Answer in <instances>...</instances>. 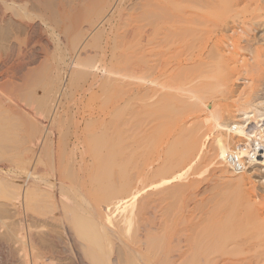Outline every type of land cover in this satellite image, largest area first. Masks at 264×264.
<instances>
[{
	"label": "bare ground",
	"instance_id": "obj_1",
	"mask_svg": "<svg viewBox=\"0 0 264 264\" xmlns=\"http://www.w3.org/2000/svg\"><path fill=\"white\" fill-rule=\"evenodd\" d=\"M239 14L243 15L242 22L238 21L240 27L243 25L242 29L240 28L243 33L245 29L247 30V26L253 25V22L258 20H262L260 22H263L264 0H0L1 20L3 21L6 20L5 18H8L10 22L16 23L15 25L18 24L19 30L24 31L22 33L25 34L26 38L23 43H18L14 41L13 36V40L9 41L8 39L9 42H6L8 44L0 50V179L2 176L3 178L7 176L11 180L15 179L13 178L14 176L12 177L13 179L10 177L11 173L8 176L7 173L9 172H5L15 167V169L17 168L21 172L20 174L18 173L19 175L26 174L30 178L38 176L37 181H34L39 182L43 179L39 177L41 174L38 175L41 173L42 161H45L43 159L46 156L45 153L51 149H49L50 146H47L51 145L52 151L50 152L51 155L53 153L52 160L54 162L52 161V163H54V167L56 168V178L53 175L51 177L55 179L50 180L51 182L46 179H43V181H49L48 183L45 182V187H50V190L48 187V191L50 192V204L52 203V207H55L57 212H60L61 217L66 216L64 222H71L76 234L94 247L90 249L89 246L75 235L73 236L78 248L76 255L82 264H88L85 260L86 255L93 262H96V264H123L125 262L128 264H152L149 259L142 256L140 253L142 250L136 252V250H133L134 248L128 249L130 253L126 254V256L124 254L123 256L119 250H111L112 239L114 240L115 238L114 236V238L111 237V235L115 232L113 230L116 227L114 228L110 225L107 217L113 211L109 212L110 214L107 213L106 207L103 212L108 215H98L102 214V208H93L94 206L92 203L90 205L89 198L87 197L88 192L86 194L85 191H82V188L84 186L85 189L88 185H86V182L84 183L87 177L91 182L98 177L107 176L108 168L106 167L107 164L108 167L110 165V162H107L109 161L107 157L119 147L122 150L121 146L124 145V141L121 142L124 132L122 102L126 100L123 99V95L127 93V96L133 93L132 91L135 89L132 87L133 89L130 88L131 92L129 89L127 90L130 92L129 94L127 91L123 93L124 87L126 88V83L122 78L125 72L124 69L126 70V67L127 69L130 68L128 65L131 66L130 60L125 63L127 60L124 59H127V57L129 59L132 55L133 58L130 59L134 61L136 53L134 52L135 59L134 53L130 57L125 56L123 58L124 54L127 53H122L123 49H125L123 47L129 46L131 42H134L137 46H134V43H131L129 46L132 51L140 43H143V45L140 44L142 47L145 44L149 45L151 42L148 43V40H153V43L157 45L160 41L157 42L155 40L158 39H166L168 42L173 39L176 40H173V43H171L172 48L171 46L168 48L166 44L168 48L167 52L159 51L164 46L165 40L162 44L160 43V46H163L158 48L159 50H156L160 54L163 52L167 54L170 48L172 50L176 49L173 52L170 49L169 55L171 52L173 53L170 55H173L171 60H177L178 63L175 62L177 63L175 66H178L177 69H180V71L176 69L179 73L175 70L176 76H170L174 75L173 73L175 72L171 71V73L173 72L172 74L167 73L169 70L167 71L164 67L169 68L170 65L174 64H168V67L165 64L167 61V58L164 59L165 53L163 55L159 54L163 56V58L159 59L164 62L165 66H163V63H156L161 70H159L158 76L162 73L163 69H166L167 72H165L169 76L163 73L164 81L161 79L162 82H160V77L156 76V81H154L159 88L156 87L154 89L155 92L149 97L150 103L149 101L147 102L149 107H151H148L149 111L150 109L155 110V116L157 115L152 129L155 136L152 139L155 138L154 142L159 145L158 135L161 134L160 137L162 139L166 136L168 137L165 138L166 140L163 139L167 143V147H165L167 150V154L165 153L166 157L161 156L165 150H162L163 153H160L161 155L159 153L156 155L155 153L157 160H161L158 170L160 172L156 174L155 178V174L148 175L152 176L155 180L158 175L163 179H161L163 185L165 183L171 185L165 190L161 185L162 183L156 182L159 186L155 183L154 185L152 184V187L156 188L158 186V189L162 187L161 190H165L167 196H162L165 197L162 200L167 199L168 205H170L168 214L170 217L169 222L165 224L166 226L160 227L158 225L159 220L157 221L158 224L155 223L158 216L150 208H156L154 204L160 202L161 199L144 200L140 201L142 211L140 209H136L138 212L135 211L137 213L135 216H138L136 218L134 216L136 233L130 227V224H133L130 220H127L125 224L126 228L130 227L128 228L130 232L132 229V237L146 249L147 253L143 251V255L148 254V250L152 252H156L157 250V252L161 251V253L162 251L163 253L169 251V254H164V258L169 256V260H167L169 261L168 264H264V88L259 87L260 84L256 86L255 84L257 83L255 81H249L252 85L255 82L254 86H247L249 89L246 88V90L240 93L235 91L229 83L227 84L233 78L232 76H223L222 74L220 77L223 76V80L221 78L220 82L218 81L219 79L216 80L222 67L225 68L223 72L225 70L227 72L230 68L227 69L226 67L232 66L238 72L242 71V75L243 71L247 72L248 77L249 74L258 73L260 69L254 73L247 71L253 69L252 64H246L249 63L247 58L245 64L242 63L239 55L242 52L243 45L241 46L240 42L239 44L235 42L237 39L234 40L235 44L231 42V36H227L230 39L227 43H233L234 49L230 50L234 51L228 50V56L225 53L227 51H225L226 48L224 49V47L226 46L227 49L230 47L227 43L224 44L228 39L224 40L225 34L222 35L224 32H227V29L224 28L225 30L221 34L219 33L223 29L222 21L224 23V20L228 18H240ZM133 19L136 20V23L137 21L139 22V25L137 24L139 28L136 27L137 29L135 30L129 29L133 33L136 31L137 34L135 35H131L132 32H129L127 29L128 21L134 22ZM233 19H231L232 22L228 19L230 21L228 25V20H226V24H224L227 27H223L230 28V24L234 21ZM216 22H219V25L222 24L220 26L222 29L218 27ZM258 22H256V25L260 26ZM125 26V30H128V32L124 30ZM232 27L230 28L231 31L233 30ZM251 28L253 26H250V30H252ZM56 29L59 32V37H56L58 40L50 38V33L52 35L53 30L55 32ZM215 30L219 31L218 33L222 36L221 38L215 35L217 34L214 32ZM253 31L255 30L253 29ZM211 33L217 37V41H213V49L210 47L209 55L207 54L206 56V53H208L206 50L209 49H207L209 44L207 39L211 40ZM242 35L244 36V34ZM132 36L134 39L136 37L140 38L142 42L139 40V43H137L138 38L134 40ZM242 37L239 36V38ZM260 37L262 36L260 35ZM131 38L132 41L130 40ZM179 38H189L190 40L192 39V42L182 39L184 45ZM255 39H250L249 41L252 42ZM127 41L131 42L127 43ZM174 41L176 42V48H174ZM186 41L191 44L187 46ZM255 42L257 43V41ZM61 43H64V48L68 44L71 46L68 48L69 51L66 48L68 52L64 53L63 51L64 54L62 55V49H59ZM181 44L184 46L181 47ZM245 44L249 43L245 42ZM210 45L212 46V44ZM157 46L154 47L157 48ZM140 47H138V50ZM143 48L145 49V46ZM143 48L140 49V54L144 52V50L142 51ZM148 48L150 46L145 49V52L148 51ZM246 48H243V50L251 51V54L253 53L256 57H260L264 52V45L253 48V51L252 48L251 50ZM57 50L61 52L59 51L58 58H54L56 57L55 51ZM163 50L166 49L163 47ZM131 51L130 53H132ZM152 51L154 52V48ZM246 51H243V53ZM130 53L128 51V54ZM138 53L137 55H139ZM151 53L149 52V54ZM158 53L157 56L153 55L158 57ZM52 55L54 56L52 59L57 60L51 59L52 62L49 61ZM169 55L167 54V56ZM185 55L187 57L186 60L194 62V65L192 67L189 66L188 69V64L187 67H185L186 64L184 65V62H188L182 59ZM238 56L241 62L237 63L243 64L241 68L240 65L236 67L238 64L234 63V59L235 62L238 60L235 57ZM255 56L253 57L256 62L258 59ZM261 57L264 58V56ZM263 58H261L262 61H264ZM138 59L136 60L138 61ZM168 59L170 60V58ZM207 59L209 60L207 61ZM171 60L170 62H172ZM261 60L260 62H262ZM146 62L149 63L151 61L148 60ZM256 63L253 64L254 69L255 67H259V64L257 65ZM173 67H170V70H174ZM152 70L155 71V68H152ZM237 71L236 74H239ZM229 72H232V68ZM233 72L231 73L232 75L234 74ZM260 72L263 71H259L258 77L264 76V73L261 74ZM154 73L156 75L157 71ZM150 75H153V73ZM150 75L149 77H151ZM229 76L230 79L227 78ZM248 77L246 76V79ZM255 77L257 76L255 75ZM212 78L215 79L213 80ZM234 78L233 80L236 81V78ZM214 81H218L219 83L214 84ZM234 81L232 82L234 83ZM78 90H80L79 94L82 91L83 94L90 97H87L88 99L85 98V100H90L91 103L95 101L96 108L93 107V109L91 105H88L90 101H86L83 104V101H80L81 98L76 96L80 99L78 100L82 102L83 106L87 104L88 111L84 112V114L82 113L84 116L78 115L80 111H83L78 110L77 105V115L81 117L82 121L75 122V127L72 125L74 121L72 122L67 118L70 116H67L66 112H68V105H71V107L73 105L69 104V96ZM74 95L72 94V97ZM143 98L145 99V97ZM73 100L76 101L72 98L71 102ZM81 108L83 107L81 106ZM70 109L75 110L74 108ZM145 110H147L146 107ZM69 112L71 113V110ZM73 114L70 115L73 116ZM144 114L140 117L145 116ZM35 118L38 121L36 123L33 120ZM64 120L76 128L71 136L67 132L69 125ZM77 120L75 118V121ZM66 125L68 126L65 127ZM21 126L24 127L23 130ZM21 133H25L27 137L22 140L19 139L18 136ZM162 133L166 136H163ZM151 142L149 143L151 144ZM161 142L163 141L160 140L159 146L162 147L163 143ZM166 143H164L165 146ZM153 144L155 145V149L161 148H158L159 146H156L155 143ZM47 148L49 151H47ZM77 152H80L79 159H76L77 156L74 157ZM70 154H72L73 158L69 161L68 157H70ZM86 154H89L88 157L90 159H86ZM92 166L97 168V172L98 170L100 171L93 173L96 174L94 177L91 173L87 176V170ZM122 166L124 165L122 164ZM18 174L16 175L17 177H19ZM108 176L110 177V175ZM7 177L5 179L8 181ZM17 177L16 179H18ZM33 178L29 182L26 178L27 180L25 181H27L26 184L28 185L25 187H23L24 184H22L23 186L21 185L24 179L19 178V180H14L21 181L20 186H18V182L16 185L15 182L10 181L16 185V188L11 183L14 186L12 189H14L12 190L13 192L10 191L9 193L17 200L16 206L19 207L20 211L24 204L26 206L24 208H27V205L29 206L28 203L31 200L30 193L39 185L32 182V186L36 187L30 185V181H33ZM141 179L143 181V177ZM161 180L159 179V181ZM260 181L262 182L260 183ZM7 185H5L6 191H8L9 187V184ZM141 187L142 190L140 189L136 194H133L134 192L132 194L136 196L140 194L141 196V194L145 193L147 187ZM9 188L11 190V185ZM148 188L151 189V185ZM157 188L154 192L157 191ZM38 190L36 191L37 193ZM40 190L42 191L41 188ZM43 190L47 191L46 189ZM154 192L152 190L151 193H147L154 195ZM160 193L161 195L164 194L162 191ZM132 194L130 195L131 198L122 199L120 203L117 200L120 212L123 206L127 210V207L131 206V203L133 204L132 201L137 200L138 197H132ZM41 196H44V194ZM44 197L47 198V196ZM145 199H148V195ZM46 202H48L47 199ZM140 202L137 201V204ZM163 203L165 204V201L162 202V205H164ZM130 206L129 210L131 211ZM115 207L116 205H114ZM28 208H31V206ZM93 212L101 219L100 221L98 220L99 222L95 220L99 219L95 217V214V219L92 218ZM120 212L119 214H121ZM155 212L157 213V211ZM130 215L128 214V216ZM110 216L109 218L113 217ZM61 217L60 219H62ZM124 217L123 220H125ZM118 218L116 219L117 221ZM128 222H130L129 226H127ZM61 224L63 223L61 222ZM116 225L117 222L114 226ZM70 227L66 228L70 229ZM24 228L25 225L22 224L19 230L21 235H24ZM121 229L120 227L119 230ZM128 229H126L127 235H129ZM116 232L118 233V230ZM134 233L136 236L133 235ZM118 234L120 235V233ZM121 236L119 238L116 237L119 240H115V243L116 241H121ZM127 239H130V237ZM127 239H125L126 242L128 241ZM125 240H122L121 243ZM129 241L128 243L131 242ZM34 246L36 247V243ZM34 246L31 248L32 252L35 251ZM126 248H128V245ZM138 248L140 249V246ZM166 249L168 250L165 251ZM87 250L89 251L88 254L86 253ZM110 252H117V256L121 254L119 258L122 259V256L123 262L118 258L115 259L117 256L113 257V259L110 258ZM159 252L157 255L161 254ZM148 257L150 258V255ZM156 259L152 260V262L156 263L159 258L157 261ZM160 260L162 261L161 258ZM167 261L165 262L166 264ZM163 262L161 264H165Z\"/></svg>",
	"mask_w": 264,
	"mask_h": 264
},
{
	"label": "rangeland",
	"instance_id": "obj_2",
	"mask_svg": "<svg viewBox=\"0 0 264 264\" xmlns=\"http://www.w3.org/2000/svg\"><path fill=\"white\" fill-rule=\"evenodd\" d=\"M240 15V18L238 19L237 17H234V19L233 18H228L231 22H232V20L231 19H233L234 21H233V23L235 22V24L233 25V23H231L230 24V28L232 27V29L234 30V28H235V30L233 31H231L230 30V28H226L227 26L225 25L226 24V20H228V19H226V20H224V23H223V21H222V24H223V26H226V27H223L222 26V28L220 27L221 25H219V22L217 23L218 24V27L220 28V29H222V30H220L221 32H219L218 30H219V28H218V30H215L214 32L215 33H217V34H215L214 32H212V33H214L215 35H217V36H220V38L222 37L220 34L222 33V31H224L225 29H227L226 31L228 32V34H227V32H224L222 35H224V37L226 38H224V40H227L229 37H227V36H231L230 37V39H232L231 40V42H234V40L235 39H237V41H235V42H237L238 44H239V42L241 43L240 45L242 46L243 45V48H246L247 46H249V47H247L246 49H250L251 50V48H252V51H253V48H255V47H257V46H259V45H264L263 43V41H264V39H263V37H264V19H263V22H260V21H262V20H258V21H255V22H253V25H250V26H253V28H251L252 30H250V26H247V32L244 30V32L242 33L241 31L242 30H240V28L242 29V27H243V25H241V27L239 26V22L241 21V19H243V15H241V14H239ZM238 15V16H239ZM6 20H3L4 21V23H3V21L1 20V15H0V50H2V47H4V46H6V44H8V43H6V42H9V41H11V40H13V38L15 39L14 41H16V42H20V43H23L24 41H25V34H23L24 33V31L23 30H19V26H18V24L17 25H15L16 23H14V22H10V20H8V18H5ZM199 19H201V18H199ZM134 20V22H132V21H128L129 23H127V29L129 30V29H131V30H135V29H137V28H139V26L137 27V24L139 23L138 21H137V23H136V20L135 19H133ZM228 20V22H227V25L230 23V21ZM216 21H218L217 19H216ZM239 21V22H238ZM8 22V23H7ZM236 22H237V24H236ZM242 22V21H241ZM240 22V23H241ZM256 22H258V24H260V26H258V25H256ZM3 23V24H2ZM7 23V24H6ZM12 23H14V24H12ZM215 23V24H216ZM130 24V25H129ZM14 25V26H13ZM139 25V24H138ZM232 25V26H231ZM236 25V26H235ZM16 26H17V28H16ZM256 26V27H255ZM263 26V27H262ZM15 27V28H14ZM137 27V28H136ZM249 27V28H248ZM225 28V29H224ZM17 29V30H16ZM126 29V26L124 27V30ZM229 29V30H228ZM236 29H237V31H236ZM239 29V30H238ZM248 29H249V31H250V33H248L249 31H248ZM253 29L255 30V31H253ZM128 30H125L126 32H128ZM131 30H129V32H132L131 33V35H135V34H137V32L135 31V33H133V31H131ZM17 31V32H16ZM58 30L56 29L55 30V32H54V30H53V32H52V35H51V33H50V38H54L55 40H58V39H56V37H59V32H57ZM138 31V30H137ZM23 32V33H22ZM123 33H124V31H122ZM125 32V33H126ZM220 34H219V33ZM240 32V34H238ZM17 33V34H16ZM53 33H56V34H53ZM210 34V38H211V40H209V38L207 39L209 42V44H208V47H207V49L208 50H206V52H208V53H206V56H207V54L209 55V51L211 50L210 49V47L212 48L214 45V43H213V41L214 40H216L217 41V37L214 35V34ZM237 33V34H236ZM248 33V34H247ZM233 35V38H232V35ZM242 34H244V36L242 35ZM246 34V35H245ZM18 35V36H17ZM53 35H56V36H53ZM214 35V36H213ZM249 35V36H248ZM260 35L262 36V37H260ZM14 36V37H13ZM20 36V37H19ZM52 36V37H51ZM239 36H243L242 38H239ZM254 36V37H253ZM13 37V38H12ZM16 37V38H15ZM214 37V38H213ZM216 37V38H215ZM238 37V38H237ZM244 37H245V39H244ZM18 38H20V39H18ZM23 38V39H22ZM132 38H133V36H132ZM132 38L130 39L131 41H132ZM136 38H138V37H136ZM135 38V39H136ZM219 38V37H218ZM255 38H257V39H255ZM259 38V39H258ZM263 40H262V39ZM8 39H9V41H8ZM17 39V40H16ZM134 39V38H133ZM134 39V40H135ZM180 39V38H179ZM182 39H184V38H181L180 40L182 41ZM187 39V41H189L190 39L189 38H186ZM186 39H184V40H186ZM230 39H228L224 44H226L228 41H230ZM250 39H255V40H252V42H250L249 40ZM137 40V39H136ZM139 40H140V38H138V40H137V43H139ZM162 40V41H161ZM158 39V40H155V41H160V42H158L159 44H157V45H155V43H153V40H148L149 42L148 43H150L149 45H146L145 43V49L148 47V46H150V48H148V51L147 52H145V49L142 47V45H143V43H140V44H142V45H140V44H138V47H140V49L141 48H143L142 49V51L144 50V52L143 53H141L140 54V49L138 50V47H134V46H137V44L136 43H134V42H131L132 44L134 43V48H136L138 51H139V53H138V51L136 50V49H133L132 51H131V47H129L130 45H131V43L130 42H128L127 41V43H130V45L128 46H124L123 48H125V49H123V52L122 53H124V52H127V53H125L124 54V57L123 58H125V56H129L130 57V55L131 54H133L134 52L136 53V59H138L139 57V59H138V61L135 59V53L133 54V56H134V61L132 60V59H130V58H133L132 57V55H131V57L128 59V57H127V59H124V60H127L125 63H127L128 62V60H130V64H131V66H129L128 65V67H130V68H128L127 69V67H126V70L124 69V73H123V76H122V78H123V80H124V82L126 83V88L124 87V91H123V93L125 92V91H127L128 89L130 90V88H132V87H134L135 89L132 91V90H130V92L132 91L133 93H130L129 91H127L128 92V94L129 95H127L126 96V94H124L123 95V99L125 100H123L124 102H122V108H123V110H122V113H124L123 115H124V123H122V124H124V132H123V137H122V139L123 140H121V142H123V144H121V145H123V146H121V148H122V150H120V147L117 149V150H115V152H113L110 156H108L107 157V159L109 160V161H107V162H110V165H109V167H108V164H107V167L106 168H108V174H107V176L106 177H98L96 180H92L91 182L88 180V177H87V179L84 181V183L86 182V190L84 189V186H83V188H82V191H85L86 192V194H87V192H88V195H87V197L89 198V201H90V205H91V203H92V205L94 206H92L93 208H99V209H101L102 208V214H98V215H102V216H105V215H108V214H104V212L103 211H105L106 210V212L107 213H111L112 211V213L110 214L111 216H113V217H111L110 215H108V219H109V221H110V225L111 226H113L114 228L116 227V229H114L113 227V234L111 235V237H117V238H119V236H121L122 237V239H121V237H120V242L119 241H116V243H115V240H119V239H115L114 237V240L112 239V248H111V250L112 251H118L119 250V252L121 251V254L123 255H125L126 256V254H129L130 252H129V250L130 249H133V250H136V252H140L141 250H142V252L144 251V253H147V251H145L146 249H144L139 243H138V241L136 240V239H134V237H132V229H133V232L135 231V233H136V230H135V220H134V216L137 214V213H135V211L136 212H138L137 210H139L140 209V211H142V208H141V202L140 201H152V199H161V201L162 202H164L165 201V204L164 205H162V202L160 201V202H158L157 204L155 203L154 205H155V207L157 208H154V209H152V208H150L158 217L156 218V220H155V223H157V221L159 220V224L158 225H160V227L162 226H166L165 224L166 223H168L169 222V209H170V205H168V202H167V199L166 200H162V198L164 199L167 195L165 194L166 192H165V190H167L168 189V186L170 187L171 185L170 184H167V183H165L164 185H163V179L160 177V176H158L157 175V178H156V180L154 179L155 178V176H156V174L157 173H159L160 171H158L159 170V164H161V160H157V157H156V155H157V153H163L162 152V150L164 151L165 150V152H164V154L163 155H161L162 157H164L165 156V153L167 154V150H166V148L165 147H167V143H166V139L165 138H168L166 135H163V133H162V135L163 136H166V137H164L163 139H165V140H163L161 137H160V135H158L159 137L157 138V139H159V145H160V140L161 141H163V142H161V143H163L162 144V147L161 146H159L156 142H154L155 140V138L154 139H152L155 135H153L154 134V131L152 130L153 129V127H154V122H155V117H157V115L155 116V110L153 111V110H151L150 109V111H149V108H151V107H149V104L147 103L148 101H149V103H150V99H149V97H151V95H152V93L153 92H155V88L157 87V85H156V76L157 77H160V82H162V81H164V79H163V77H164V75H163V73H166L168 70V72L167 73H170V74H172L173 72H175V73H173L174 75H170V76H176V71L179 69H177V67L178 66H175V65H177V63H178V61L176 60V61H174V60H171V57L173 56H170L171 54H173L172 52L174 51V50H176V49H171L172 48V46H171V43H173V40H175V39H173V40H169L170 42H168V40H166V39ZM164 40L166 41L165 43H163V47H164V49H166V50H163V47L162 46H160L161 44H162V42H164ZM219 40V39H218ZM239 40V41H238ZM141 41V40H140ZM176 41V40H175ZM174 41V45H175V47L174 48H176V42ZM180 41V42H181ZM186 41V42H187ZM191 42H192V39L190 40ZM255 41H257V43L255 42ZM124 42H126V41H124ZM136 42V41H135ZM142 42V41H141ZM144 42H146V41H144ZM178 42V41H177ZM185 42V43H186ZM212 42V43H211ZM231 42H229V43H227V45L230 47H228L229 49H227V47L225 46H223L224 47V49H225V51H227V52H225L226 53V55L228 56L229 54H228V52L229 51H234V50H230V49H234V47H233V43H231ZM235 42H234V44H235ZM245 42L246 43H249V44H245ZM259 42V43H258ZM64 43H66V42H64ZM64 43L62 44L61 43V45H60V47H59V49L62 51H60V50H57V51H55V55H56V57H54L53 55H52V57H50V60L49 61H51V59L54 57V58H58L57 56H58V53L60 54V52H61V55L62 54H64V53H67L68 51H69V49L68 48H70L71 46H70V44H66L67 45V47H63L64 46ZM68 43V42H67ZM126 43V44H127ZM147 43V42H146ZM147 43V44H148ZM161 43V44H160ZM182 43H183V41H182ZM236 43V44H237ZM250 43H254V44H250ZM3 44V45H2ZM125 44V45H126ZM168 45V48L171 46V54L169 55V52H170V49L168 50L169 52L167 53L169 56H167V54L165 53V52H163V53H158L157 51L159 50L158 48H160V47H162V49H160L159 51L160 52H162V51H166L167 52V45ZM178 44H180V43H178ZM184 44V43H183ZM188 44H191L190 42H187V46H189ZM210 44H212V46L210 45ZM232 44V45H231ZM140 45V46H139ZM165 45H166V48H165ZM173 45V46H174ZM185 45V44H184ZM184 45H182L181 44V47L182 46H184ZM246 45V47H244ZM69 46V47H68ZM154 46H157V48L156 47H154ZM253 46V47H252ZM63 47V48H62ZM128 47H129V50H128ZM132 47V48H133ZM232 47V48H231ZM5 48V47H4ZM3 48V49H4ZM68 49V51H67V49ZM154 48V52L152 51V49ZM178 48H180V47H178ZM177 48V49H178ZM242 48V47H241ZM243 48L241 49L242 50V52H240V60L242 61V63H244L245 64V60H246V58H247V61H249V63H246V64H249V65H251L252 67H253V69H254V66H253V64H255L257 61H259L260 62V60H261V58H263V57H261V56H264L263 54H264V52L262 53V55H260V57L259 56H255V55H253V53L251 54V51H246V50H243ZM65 49V50H64ZM156 49H158V50H156ZM213 49V48H212ZM125 50V51H124ZM127 50V51H126ZM136 50V51H135ZM151 50V51H150ZM155 50H156V52H155ZM162 50V51H161ZM179 50V49H178ZM177 50V51H178ZM229 50V51H228ZM60 51V52H59ZM63 51H64V53H63ZM128 51H129V53H130V51L132 52V53H130V54H128ZM141 51V52H142ZM239 51H240V49H239ZM243 51H246V52H244L243 53ZM264 51V50H263ZM149 52L151 53V54H149ZM137 53L140 55H137ZM157 53H158V55L160 54V55H163L164 53V59H166L167 61H169V62H167L166 61V65L169 67V65L168 64H174V65H170V67L172 68L173 66V68H174V70H170L171 68L169 67V68H167V67H164V68H166L167 69V71H166V69H163L162 70V75L160 74L159 76H158V74H159V72L161 71L159 68L160 67H158V65L157 64H162L163 63V66H165L164 65V62H162L159 58H163V56H158V57H156L157 56ZM189 53V52H188ZM145 56H144V55ZM146 54H147V56H146ZM153 54H155L156 56H154ZM241 54H243V55H241ZM50 55H51V53H50ZM186 55H188V54H186ZM186 55L182 58V59H185V61H187L188 63H186V62H184V65L186 64V66L185 67H187V64H188V67H187V69L189 68V66L190 67H192L194 64V62H189L188 60H186L187 59V57H186ZM257 55V54H256ZM138 56V57H137ZM144 56V57H143ZM231 56V55H230ZM239 56L238 57H235V58H237L238 60H236V62H235V59H234V63H237V62H241L240 60H239ZM253 56H255L256 57V59H258V60H256V62H255V58L253 57ZM150 57V58H149ZM152 57V58H151ZM243 59H242V58ZM123 58H122V60H123ZM142 58V59H141ZM168 58H170V60L172 61V62H170V60L168 59ZM260 58V59H259ZM143 59H144V61H143ZM151 61V62H153V63H151V62H149V63H147L146 61ZM152 59V60H151ZM164 59H163V61H164ZM173 59V58H172ZM251 59V60H250ZM254 59V60H253ZM264 59V58H263ZM52 60H57V59H52ZM132 60V61H131ZM140 60H142V61H140ZM209 59H207V61H208ZM137 61V62H136ZM205 61H206V57H205ZM246 61V62H247ZM252 61H254V62H252ZM262 61V60H261ZM52 62V61H51ZM54 62H56V61H54ZM132 62H133V64H132ZM158 62H160V63H158ZM175 62H177V63H175ZM257 62L256 64L258 65L259 64V67H255V69H254V71H253V69H251V71H249V70H247L248 72H251V73H254V72H256V71H258V69H259V71L261 70V71H263V72H260L261 74H263L264 73V61H262V62ZM124 62H123V64H125ZM146 63V64H145ZM157 63V64H156ZM242 63H237L238 64V66H236V64H235V66L236 67H239V65H240V68L242 67L241 65H243ZM261 63H263V64H261ZM149 64V65H148ZM156 65V67H157V70H156V67H154L155 65ZM261 64V65H260ZM127 65V64H126ZM148 65V66H147ZM256 65V66H257ZM144 66H146V67H148V68H146V67H144ZM160 66H162V65H160ZM234 66V65H233ZM263 66V67H262ZM144 67V68H143ZM235 67V68H236ZM252 67H250V68H252ZM152 68L154 69L155 68V71L154 70H152ZM227 69H229V70H231V68H232V72L234 73L233 75L231 74L232 72H229V70H227V72H226V70H225V72H226V74H224L225 72H223V69H225V68H223L222 67V69H221V71H220V73H218V75L219 76H217V78H216V80L217 79H219L218 81L220 82L221 81V79L223 80V76H225V75H230V76H232L233 78H234V75H235V80L236 81H234L233 80V78H231V80L232 81H234V83L230 80V81H228L227 82V84L229 83L230 84V86H232L233 87V89L235 90V91H237V92H242L243 90H246V88H248V87H251V86H254V84H255V82L257 83V84H255L256 86L258 85L259 86V84H260V86L259 87H263L264 88V76H259L258 77V73H259V71H258V73L256 72V73H254V74H249V77H248V75L245 73V71H243V75H242V71H240V72H238L237 70H235L234 69V67H232V66H230V67H226ZM177 69V70H176ZM160 70V71H159ZM176 70V71H175ZM157 71V74L155 75V73L154 72H156ZM166 71V72H165ZM171 71H173L172 73H171ZM179 71H180V69H179ZM179 71H177V73H179ZM219 71V70H218ZM236 71L239 73V74H236ZM149 73V74H148ZM153 73V75H150V74H152ZM166 73V74H167ZM223 74V76L222 77H220V75H222ZM258 74V75H257ZM260 74V75H261ZM147 75V76H146ZM149 75L152 77V78H154V79H152L151 77H149ZM242 75V76H241ZM255 75L257 76V77H255ZM264 75V74H263ZM166 76V75H165ZM167 76H169L168 74H167ZM230 76L229 77H227V78H229L230 79ZM237 76V77H236ZM241 77V78H239V77ZM246 76L248 77L247 79H246ZM252 76H254V77H252ZM147 77V78H146ZM162 77V78H161ZM261 77V78H260ZM262 77H263V79H262ZM221 78V79H220ZM224 78H226V77H224ZM253 78V79H252ZM144 79H145V81H144ZM151 79H152V81H151ZM161 79H163L162 81H161ZM213 80L215 79V78H212ZM257 79V80H256ZM155 80V81H154ZM258 80H260V81H258ZM263 80V81H262ZM218 81H214V84L216 83H219ZM248 81V82H247ZM249 81H255V82H253L254 84L252 85L251 84V82H249ZM145 82V83H144ZM153 82H155V83H153ZM232 82V83H231ZM236 82V83H235ZM243 84H242V83ZM258 82H262V83H258ZM140 83H142V84H140ZM241 83V84H240ZM134 84V85H133ZM138 84H140V85H138ZM155 84V85H154ZM212 84H213V82H212ZM250 86H249V85ZM142 85H143V87H142ZM124 86H125V84H124ZM137 86H139V87H136ZM248 86V87H247ZM138 88H140V89H138ZM142 88V89H141ZM157 88H159V87H157ZM133 89V88H132ZM137 89V90H136ZM148 89V90H147ZM249 89V88H248ZM154 90V91H153ZM143 91V92H142ZM148 91V92H147ZM78 92H80V90H78L77 92L76 91H74L72 94L74 95V93H75V95L72 97V94L69 96V98L72 100V98L73 99H75L76 101H74L73 100V102H71V100L69 99V101H70V103L69 104H73L72 105V107H71V105L69 106L68 105V112H66V115L68 116H70V117H67V116H65V117H67L68 119H70L72 122L74 121V123L72 124L73 126H75L76 127V123L75 122H77L78 123V121L79 122H81L82 120H81V117L80 116H82L83 114H84V112H87L88 111V109H87V104L85 105V106H83V104H85L86 103V101H88V100H85V98L86 99H88L87 97H89L88 95H85V94H83L82 93V91H81V93L79 94ZM146 92V93H145ZM138 93H140V94H142L143 95V97H145V99L142 97V95H138ZM79 94V95H78ZM80 95H82V96H80ZM84 95V96H83ZM145 95V96H144ZM79 97V98H81V100L79 99V98H77V97ZM82 97H83V99H82ZM90 98V97H89ZM141 98H143V99H141ZM80 101H83V104H82V102H79V100ZM144 100H145V102H144ZM90 101V100H89ZM88 101V102H89ZM141 101V102H140ZM79 102V103H78ZM92 102H93V99H92ZM95 102V101H94ZM91 103V101H90V104H88V105H91L92 106V108L94 107V108H96V102L95 103ZM137 103H139L138 105H137ZM75 104V105H74ZM83 107V108H85V109H83V108H81V106ZM95 104V105H94ZM148 104V105H147ZM77 105H78V110H82L83 112H79L78 113V111H76L77 109ZM94 105V106H93ZM124 105V106H123ZM141 107V108H140ZM143 107V108H142ZM145 107H146V109L147 110H145ZM149 107V108H148ZM70 108H74L75 110H72V109H70ZM91 108V107H90ZM89 108V110H91ZM93 108V109H94ZM126 110H125V109ZM71 110V113L69 112ZM146 112H145V111ZM73 111V112H72ZM141 111V112H140ZM143 111V112H142ZM150 114H149V113ZM74 113V114H73ZM77 113H78V115H80V116H78L77 115ZM83 113V114H82ZM145 113V114H144ZM70 114H73V116H71ZM145 115V116H143V117H140V116H142V115ZM146 114H147V116H146ZM74 115H75V117H74ZM122 115V116H123ZM138 115V116H137ZM84 116V115H83ZM75 118H77L78 120L77 121H75ZM123 118V117H122ZM64 119H66V118H64ZM133 119V120H132ZM33 120H35L34 122L36 123V122H38V121H36V118L35 119H33ZM81 120V121H80ZM148 121V122H147ZM162 121V120H161ZM64 122H65V120H64ZM69 122V121H68ZM65 123H67V122H65ZM68 124V123H67ZM75 124V125H74ZM81 124V123H80ZM69 125V124H68ZM68 125H66L65 127H67ZM72 125H69V128H68V130H67V132H68V134L71 136V134L72 133H74V131L76 130V128L75 127H73ZM144 125V126H143ZM254 126V125H253ZM22 127V126H21ZM65 127H64V129H65ZM74 128V129H73ZM142 128V129H141ZM24 129V127H22V130ZM169 134H171V133H169ZM172 136V135H171ZM171 136H169V138H171ZM15 137V136H14ZM27 136H26V134L25 133H21L19 136H18V138L19 139H25ZM155 143L156 144V146H159L158 148H160V149H155V145L152 143ZM165 141V142H164ZM149 142H151V144L149 143ZM164 143H166V146H165V144ZM151 146H150V145ZM149 145V146H148ZM50 146V147H49ZM47 147H49V149H50V151H52V147H51V145L49 144ZM124 147H126V148H124ZM148 147V148H147ZM123 148H124V150H123ZM157 148V147H156ZM165 148V149H164ZM48 149V148H47ZM46 149V150H47ZM49 149L47 150V151H49ZM126 149V150H125ZM141 149V150H140ZM161 150V151H160ZM46 152L45 153V155L46 156H44L45 158H43V159H45V161L43 160L42 162H43V166L41 167V173H39L38 175H40L39 177L40 178H43V179H46V180H54L55 178H56V168L54 167L55 165H54V163H52V159H53V157H52V155H53V153H52V155H51V152ZM119 151V152H118ZM154 152V154H152ZM48 153V154H47ZM155 153H156V155H155ZM77 154V155H76ZM75 155H74V157H76V159H79L80 157H78V156H80V152H77ZM158 154V155H159ZM87 155V154H86ZM70 157H68L69 159V161L71 160V158H73V156H72V154H70L69 155ZM89 154L87 155V157H86V159H90L89 157ZM110 157V158H109ZM154 157V158H153ZM166 157V156H165ZM153 158V159H152ZM156 158V159H155ZM47 160V161H46ZM49 161V162H48ZM50 161H51V163H50ZM152 161V162H151ZM158 163H157V162ZM46 162V163H45ZM54 162V161H53ZM156 162V163H155ZM126 163V164H125ZM152 163H155V164H158V165H156L155 166V164L154 165H151ZM46 164V165H45ZM115 164V165H114ZM121 164V165H120ZM122 164L124 165V166H122ZM141 164V165H140ZM50 165V166H49ZM118 165H119V167H118ZM150 165V166H149ZM45 167H47V168H45ZM95 166H92L91 168L89 167L88 168V170H87V176H89L88 174L89 173H91L92 174V176L94 177V175H96V174H93V173H98V172H100L99 170H98V172H97V168L95 167ZM150 169H149V168ZM93 168H94V170H93ZM48 170V172H47V170ZM147 169H148V171H147ZM14 170V171H13ZM45 170V171H44ZM55 170V171H54ZM120 170V171H119ZM122 170V171H121ZM44 171V172H43ZM89 171V172H88ZM94 171V172H93ZM111 172V174H110V172ZM152 171V172H151ZM6 173L7 172H9V173H7V175L9 174L10 175V173H11V175H10V177L12 178L13 176V178H15V179H13V180H11L10 178H8L6 175V177H7V179H8V181L5 179L6 177H4L3 178V176H2V178L1 179H3L2 181H1V179H0V264H82V262H80L81 260H78V256L76 255L77 254V244H76V240H75V238H73V236L75 235L79 240H81L82 242H84L87 246H89V248L90 249H93L94 247H93V245L92 244H90L89 242H87V241H85V240H83L79 235H77L76 234V232H75V230L72 228L73 227V225L71 224V222H64L65 221V219H66V216H64V217H61L60 216V212H57V209L55 208V207H52L53 205H52V203L50 204V202H51V199H50V196H49V194H50V192L48 191V187H45L46 185H45V182H46V180H45V182L43 181V179H41L42 180V182H41V180H40V178H39V182H35V181H37L36 179L38 178V176H36V178L34 177L33 178V176H32V178H33V181H30V185L32 186V184H31V182L33 183V184H36V183H38L37 185V188H35L34 189V191H31L32 193H30V195H31V200H30V202L28 203L29 204V206L27 205V208H24V207H26L25 206V204L23 205V207L21 208V211H20V209H18L19 207H17L16 206V201L17 200H15L14 198H13V196H12V194L11 193H9L10 191L11 192H13L12 190L14 189H12V187H14L15 186V188H16V185L19 183V185L18 186H20V183H21V181L19 182V181H14V180H19V178L20 179H24V180H22L23 182L21 183V185L22 184H24V186L23 187H25V186H27L28 184H26V182L27 181H25V180H27L28 179V182H29V180L31 179L32 180V178H30L29 176H27L26 174V176L24 175V174H21V175H19L21 172L16 168L15 169V167H14V169L13 168H11V170L10 169H8L7 171H5ZM46 172V173H45ZM19 173V174H18ZM44 173H45V176H44ZM48 173V175L46 176V174ZM50 173H51V175H50ZM19 175V177H17L16 175ZM147 174V175H146ZM153 175V174H155L154 175V178L152 177V176H149V175ZM8 175V176H9ZM54 175V176H53ZM108 175H110V177L108 176ZM146 177H145V176ZM18 178V179H16V177ZM51 176H53V177H55V178H52ZM133 176H134V178H133ZM29 177V178H28ZM141 177H143V181H142V179H141ZM144 177H145V179H144ZM159 177V178H158ZM27 178V179H26ZM50 178V179H49ZM52 178V179H51ZM10 179V180H9ZM138 179H140L139 180V182H138ZM148 179H150V180H148ZM158 179V180H157ZM159 179L161 180V181H159ZM260 179V178H259ZM4 180H6V181H4ZM35 180V181H34ZM147 180V184L145 183V181ZM10 181H13V182H15L16 183V185L14 184V183H12V182H10ZM48 181V182H49ZM50 181V182H51ZM89 181V182H88ZM141 181H142V183H141ZM153 181H155V182H152ZM7 184H9V187H10V185H11V190H9L10 188L8 187V191H6L7 190V188H5L6 186L5 185H7ZM18 182V183H17ZM25 182V183H24ZM35 182V183H34ZM48 182H46V183H48ZM103 182V183H102ZM159 183V184H161L162 185V187H163V189H165V190H161V188L162 187H159V189L157 188L158 186H159V184H157V183ZM262 181H260V183H261ZM14 184V186L12 185V184ZM137 183H140V184H137ZM146 185H145V184ZM154 183L156 184V185H158L156 188H157V191H155L154 192V190H156V188L155 187H152V184L154 185ZM263 183H264V179H263ZM44 184V185H43ZM29 185V186H30ZM40 185H42L41 187H39ZM136 185H137V187H136ZM151 185V189H149L148 187ZM155 185V186H156ZM160 185V186H161ZM167 185V186H166ZM258 185H260V184H258ZM8 186V185H7ZM141 186H143L144 188H146V190H145V193H143V194H141V196H140V194L138 195V193H137V195L138 196H136V195H133V194H136V192L139 190L140 191V189L142 190V187ZM32 187H36V186H32ZM5 188V189H4ZM40 188L42 189V191L40 190ZM80 188V189H81ZM135 188H136V190H135ZM155 188V189H154ZM30 189H31V187H30ZM39 189V190H38ZM43 189H46L47 191H45V190H43ZM88 189V190H87ZM38 190V193L36 192ZM49 190H50V187H49ZM134 190V191H133ZM153 190V192H154V195H149V193H151V191ZM118 191H120V192H118ZM138 191V192H139ZM163 192L164 194H162L161 195V193L160 192ZM134 192V193H133ZM147 192H149V193H147ZM133 193V194H132ZM42 194H44V196H47V198H45L44 196H41ZM133 195L132 197H138L137 198V200L135 199V200H133L132 202H133V204L131 203V206H130V208H131V211L133 212H131L130 210H129V206L127 207L128 209L126 210V208L123 206L122 207V209H121V212H120V209L118 208V206L117 205H119V204H117V200H118V203H120V201L122 200V199H125V198H127V197H130V195ZM145 194V195H144ZM148 195V199H145L146 197H147V195ZM153 194V193H152ZM156 194V195H155ZM14 195V194H13ZM40 195V196H39ZM89 195H91V196H89ZM93 196V197H92ZM146 196V197H145ZM162 196H165V197H162ZM14 197H16V196H14ZM43 197V198H42ZM159 197V198H158ZM41 198V199H40ZM131 198V197H130ZM17 199V198H16ZM41 201H40V200ZM43 199V200H42ZM44 199H45V202H44ZM46 199L48 200V202H46ZM142 199V200H141ZM38 200V201H37ZM115 200V201H114ZM105 201V202H104ZM137 201L138 202H140V203H138L137 204ZM45 203V204H44ZM98 204H100V205H98ZM51 205V206H50ZM112 205V206H111ZM114 205H116V207L114 208ZM133 205V206H132ZM138 205V206H137ZM140 205V206H139ZM31 206V208H28V207H30ZM101 206V207H100ZM103 206H104V208H103ZM108 206H109V208H108ZM107 207V208H106ZM133 207V208H132ZM56 210H55V209ZM106 208V209H105ZM148 208V207H147ZM54 209V210H53ZM105 209V210H104ZM107 209H109L108 211H107ZM115 209V210H114ZM116 209H118V211H116ZM137 209V210H136ZM149 209V208H148ZM166 209V210H165ZM168 209V210H167ZM116 211V212H115ZM123 211V212H122ZM155 211H157V213L155 212ZM57 212V213H56ZM105 212V213H106ZM119 212L121 213V214H119ZM125 212V213H124ZM129 212H131V213H129ZM94 214H95V217L96 218H99V216H97L96 215V213L95 212H93L92 213V218H94ZM118 214V215H117ZM126 214V215H125ZM128 214L130 215V214H132V215H130V216H128ZM116 215V216H115ZM120 215V216H119ZM124 215H125V217H124ZM62 218V219H60V217ZM109 216L111 217V218H109ZM115 216V217H114ZM161 216H162V218H164V219H162L161 218ZM58 217V218H57ZM119 217V218H118ZM123 217L125 218V220H123ZM128 217V218H127ZM136 217H138V216H135V218ZM156 217V216H155ZM118 218V221L116 220ZM122 218V219H121ZM161 218V219H160ZM95 219V218H94ZM112 219V220H111ZM67 220H68V218H67ZM97 222H99L101 219L99 218V219H95ZM99 220V221H98ZM116 220V221H115ZM127 220H130V222L131 223H133V224H130L131 226V232H130V229H128V228H130V227H128V228H126V223H127ZM113 221V222H112ZM124 221H125V223H124ZM60 222V223H59ZM61 222L63 223V224H61ZM116 222H117V225L116 226H114L115 224H116ZM130 222H128V224H127V226H129V223ZM64 223H65V225H64ZM112 223V224H111ZM113 223H114V225H113ZM22 224H24L25 225V230H24V235H21L20 233H19V230H20V226L22 227ZM27 224V225H26ZM124 224V225H123ZM29 225V226H28ZM67 225V226H66ZM110 225H109V227H110ZM123 225V226H122ZM64 226V227H63ZM69 226H71L70 227V229H68V228H66V227H69ZM24 227V226H23ZM27 227V228H26ZM120 227L123 229V227H125L123 230L121 229V230H119L120 229ZM63 228H65V229H63ZM111 229V228H110ZM126 229H128V234L130 235H127L126 234V232H127V230ZM64 230V231H63ZM118 230V233H120V235L116 232ZM126 230V231H125ZM71 231H73V232H71ZM122 231V232H121ZM65 232V233H64ZM133 234L134 236H136V234ZM68 234V235H67ZM118 235V236H116V235ZM66 235V236H65ZM126 235H127V238H129L130 237V239H127L126 238ZM70 237H72V238H70ZM165 237V236H164ZM124 238V239H123ZM136 238V237H135ZM67 239V240H66ZM73 239V240H72ZM125 239H127L130 243H128V241L126 242V240ZM134 239V240H133ZM72 240V241H71ZM122 240H125L123 243H124V245H123V243H121L122 242ZM71 241V242H70ZM133 241V242H132ZM134 241H135V243H134ZM75 244H73V243ZM126 242V243H125ZM36 243V247L34 246V244ZM120 244V245H116V244ZM128 243V244H127ZM137 243V244H136ZM126 244V245H125ZM127 245H128V248H126L127 247ZM134 245V247H132V246ZM136 245V246H135ZM35 247V251L34 252H32L31 250V248L32 247ZM74 246H76V247H74ZM126 246V247H125ZM129 246H131V247H129ZM140 246V249L138 248ZM144 249H142V248ZM76 248V249H75ZM34 249V248H33ZM69 249V250H68ZM72 249V250H71ZM89 249V250H90ZM129 249V250H128ZM138 249V250H137ZM77 250V251H76ZM95 250V249H94ZM97 250V249H96ZM140 250V251H139ZM168 249H166L165 251H167ZM71 253H70V252ZM67 252V253H66ZM88 250H87V254H88ZM123 252V253H122ZM142 252H140L141 254H142V256L144 257V258H147V259H149V261H151V263L153 264V262H152V260H155V258H159V262L157 261V259H156V261L158 262V263H162V261H164L163 263H165L167 260H169V256L167 257V258H164V254L166 255L167 253L169 254V251L168 252H166V253H163V251H162V253H161V251L159 252V253H161L160 255L158 254L157 255V250H156V252L155 251H149L148 250V254H145V255H143V253ZM152 253V254H151ZM109 254H111V256H110V258H112L113 259V257L115 258L116 256H117V252H110ZM115 254V255H114ZM121 254H118L119 256H117L115 259H120L119 257H120V255ZM153 254H155V255H157V256H155V255H153ZM86 255V254H85ZM114 255V256H113ZM123 255V256H124ZM150 255V258L148 257V256ZM162 255H163V258H164V260H163V258H162ZM74 256V257H73ZM147 256V257H146ZM154 257V258H153ZM121 258L122 259H120L121 261L122 260H124L123 259V257L121 256ZM151 258H153V259H151ZM160 258L162 259V261L160 260ZM165 259H166V261H165ZM85 260L87 261V263L88 264H93V263H95L96 264V262H93V260H91L87 255H86V258H85ZM89 261H90V263H89ZM80 262V263H79ZM123 262V261H122ZM125 262V261H124ZM155 263L154 262V264H158V263ZM168 262L169 261H167V264H168ZM120 264V263H119ZM123 264H128L127 262H125V263H123ZM166 264V263H165ZM171 264V263H170Z\"/></svg>",
	"mask_w": 264,
	"mask_h": 264
}]
</instances>
